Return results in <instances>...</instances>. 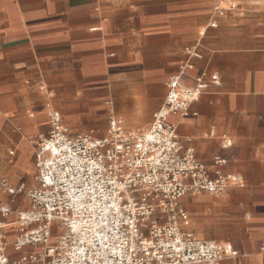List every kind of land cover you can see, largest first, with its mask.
<instances>
[{
	"label": "crops",
	"instance_id": "crops-1",
	"mask_svg": "<svg viewBox=\"0 0 264 264\" xmlns=\"http://www.w3.org/2000/svg\"><path fill=\"white\" fill-rule=\"evenodd\" d=\"M232 1L0 0V207L12 211L0 226L10 261L40 252L14 244L17 214L30 210L27 192L37 187L35 154L49 113L72 135L102 137L110 116L144 130L190 61L181 84L193 88L205 74L207 88L169 122L199 162L210 167L222 157L224 173L242 186L183 197L184 230L230 243L237 255L219 264H264V0ZM192 47L199 59H188Z\"/></svg>",
	"mask_w": 264,
	"mask_h": 264
},
{
	"label": "built area",
	"instance_id": "built-area-1",
	"mask_svg": "<svg viewBox=\"0 0 264 264\" xmlns=\"http://www.w3.org/2000/svg\"><path fill=\"white\" fill-rule=\"evenodd\" d=\"M185 52L189 60L200 58L195 47ZM192 68L186 62L179 76ZM179 76L168 82L164 103L144 130L128 131L110 116L104 136L72 135L58 112L49 113V130L35 154L37 187L27 192L30 210L17 214L14 244L15 250L38 245L40 252L10 261L0 226V264H219L237 255L228 242L184 230L189 219L179 204L183 197H219L242 181L224 173L222 157L207 167L177 139L169 117L186 116L207 88L205 74L193 88ZM230 147L224 138L223 149ZM1 186L15 193L4 181ZM11 212L0 207L2 217ZM31 224L36 228L27 230Z\"/></svg>",
	"mask_w": 264,
	"mask_h": 264
},
{
	"label": "rangeland",
	"instance_id": "rangeland-1",
	"mask_svg": "<svg viewBox=\"0 0 264 264\" xmlns=\"http://www.w3.org/2000/svg\"><path fill=\"white\" fill-rule=\"evenodd\" d=\"M238 1H239V0H233V1H232V4H235V3H237ZM107 125H108V119L106 118V119L104 120V128L102 129V131H100L101 135H104V134H105L106 129H107ZM97 128H98L97 126L92 125V126H89V128H86V129H84V130L97 129Z\"/></svg>",
	"mask_w": 264,
	"mask_h": 264
}]
</instances>
